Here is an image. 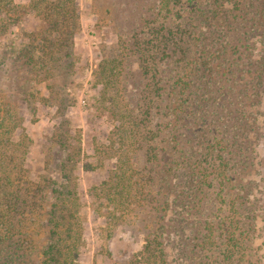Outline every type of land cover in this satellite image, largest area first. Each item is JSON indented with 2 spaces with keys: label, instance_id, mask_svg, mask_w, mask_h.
<instances>
[{
  "label": "rangeland",
  "instance_id": "1",
  "mask_svg": "<svg viewBox=\"0 0 264 264\" xmlns=\"http://www.w3.org/2000/svg\"><path fill=\"white\" fill-rule=\"evenodd\" d=\"M47 1L37 0L39 9L35 0H0V159L8 160L5 172L15 177L14 185L49 192L47 209L62 182L77 190L80 264H162L159 255L152 263L143 255L156 232L169 264H264V16L263 23H250L243 44L234 46L238 40H229L224 16L212 10L223 2L229 8V0H202L203 6L196 0H65V20L56 31L48 26L55 13H43ZM202 7H210L213 18L193 19ZM67 21L77 25L72 58L64 55L72 42ZM199 22L213 38L208 54L180 38L182 23L197 33ZM43 44L48 54L37 51ZM26 45L37 47L34 69L24 57ZM225 46L228 53L212 54ZM146 47L156 54L144 55ZM185 47L196 67L206 66L196 79L202 86L190 94L195 121L176 126L168 109L179 100L171 93L178 92ZM51 56L69 67L56 68ZM183 99L189 102L188 96ZM203 99L207 102L197 105ZM214 106L220 119L211 121L206 115ZM133 117L156 131L147 133L151 140L143 138L145 146L152 143L160 152L154 164L142 145L130 148L134 138L120 140ZM214 133L220 139L207 150ZM176 135L190 139L187 152L198 163L196 170L184 162L169 173L171 189L160 162L168 154L179 156ZM125 147L131 168L123 175L117 166ZM201 159L208 169H199ZM66 163L69 173L63 177ZM150 166L154 181L145 179ZM112 186L126 194L150 191L153 197L140 194L126 208L114 204L119 196ZM36 217L24 221L40 247L45 231H39ZM37 255L32 251L25 264H38Z\"/></svg>",
  "mask_w": 264,
  "mask_h": 264
},
{
  "label": "trees",
  "instance_id": "2",
  "mask_svg": "<svg viewBox=\"0 0 264 264\" xmlns=\"http://www.w3.org/2000/svg\"><path fill=\"white\" fill-rule=\"evenodd\" d=\"M35 4L33 3V6L35 8H41L40 4L37 3V0H35ZM163 4L171 1H181V0H162ZM209 3V2H208ZM229 3L232 6L228 8V6L223 2L220 7L217 6L212 7V10L215 11L214 14H222L221 16H224V21L226 22L225 28L226 33H229V40L234 38L237 39V43L235 42L234 46H239L243 44V37L246 33V31L249 28L250 23H263L261 21V16H264V0H229ZM66 4L65 0H48L47 4L43 7L44 14L47 13H55V17L51 18L48 22V26H51L55 31L60 30L63 26V21L65 20L64 17H61L62 12H64L62 9ZM196 5L203 6L204 2L202 0H196ZM213 4V1H212ZM4 5L7 6L6 2H4ZM3 5V7H5ZM221 6H224L221 8ZM210 8V7H208ZM207 7H202L200 12H194L197 13L194 14L193 19H197L200 22L207 20L209 18H213L214 15H210V10H208ZM219 10V11H218ZM223 10H226L225 12ZM217 11V12H216ZM254 12L255 15L253 17H250L251 13ZM72 18H73V14ZM249 15V17H248ZM65 16V13H64ZM61 17V18H60ZM67 21V31L68 34L72 36L75 34V29L77 25L75 23H72V27ZM199 22V30L197 33L196 30H192L190 23H182L183 29H181V40L185 41L186 37L189 40V43H192L196 46H199V50H201V53H209L208 49L210 46V42L213 40L212 37H210L206 31L204 30V26H202ZM47 24V23H46ZM45 24V25H46ZM69 24V25H68ZM185 29V30H184ZM204 30V31H203ZM159 32V31H158ZM192 44V45H193ZM233 45L231 48H233ZM47 46L45 44L39 45L40 50L37 49V47L34 46H28L26 45L25 48L27 51L24 53V57L28 59L29 64H33L31 68H35L36 64H34V61L38 58L35 57L36 49L39 52L45 53L46 50H44V47ZM184 47V46H183ZM227 46L223 47L221 50H215L212 52L214 53H223L222 55L228 53ZM43 48V50H42ZM147 48V49H146ZM143 52L144 55L150 56L156 54L154 48L146 47ZM230 49V48H229ZM188 48L185 47L182 50L183 56L182 60L184 61V68L182 70V75L180 77V82L178 85V92L176 90L172 91L171 95H174V93H177V97H179V100L176 98L177 105H174V107L169 106V111L172 112V114L175 115L174 124L178 126L180 122L178 121H184L187 120L188 122H191V124L195 121V113L197 111L195 110V107L192 106V97L191 93H193L198 87L202 86L200 84H196V79H198V75L200 72L204 71V66L202 68L201 65L195 66L196 59L187 57L184 55L187 54L186 52ZM72 52H73V41L70 42V44L67 45V53L64 54L68 57L72 58ZM48 54V53H45ZM216 55V54H215ZM58 56L57 58L51 56L50 59H52L53 63L56 66L59 64H65V59H61ZM188 58V59H187ZM148 59H144L146 61ZM37 61V60H36ZM39 61V60H38ZM41 66H43L44 61H40ZM69 67V65H67ZM197 69V70H196ZM146 70V69H145ZM147 71V70H146ZM113 72V69L111 70ZM118 74V72H117ZM116 72H113V77H116ZM118 76V75H117ZM124 76V75H123ZM131 75L124 76V79L127 80ZM111 80H114L112 78ZM199 80V79H198ZM201 81V80H200ZM169 94L166 98H168ZM188 96L189 102L186 104L184 102V97ZM207 99H203L202 101H199L197 105L202 106V104L206 103ZM218 107L214 106L212 107V114L209 112L207 113L206 117L209 118L211 121H215L216 118L215 114L218 113V110L216 109ZM220 112V111H219ZM192 118V121H189V118ZM147 116H145V119ZM211 121L207 124L208 128L210 129ZM132 125L131 128L126 127V129H121L120 133V140L122 143H126V140H131L134 138L135 142L132 147L137 151V145H142V148L144 149L143 154L149 155V160L151 163L161 158L160 152L158 151L157 145H153L152 143H147V145H144L143 138H147L146 140H151V135L147 134L148 132H152L153 129H150L146 126H143L141 124V120H138L137 117L132 118ZM142 122L144 120L142 119ZM141 124V125H140ZM169 125H167L168 127ZM169 129V128H168ZM208 129V130H209ZM142 130V131H140ZM172 131V127L169 129ZM210 131V130H209ZM213 132H217L216 126L213 128ZM153 134L156 133V131L152 132ZM202 134L203 132L197 130V134ZM142 135V139L140 138ZM193 139L192 143H194L197 139L195 131H193ZM203 135V134H202ZM209 136V134H207ZM139 137V138H138ZM220 139L219 133H214L212 137H208L207 140L210 141L207 145L206 149L208 150V146L213 145L214 142ZM173 140L176 143L174 146H178L179 150V156H170L168 154V159L166 162H160L161 164L165 165V172L163 171V175L166 178V184H169V178L168 176L172 174V171L178 168L181 164L183 165L184 162H187L190 166L196 170L197 165L195 163H198V158L195 160H191L190 156L187 152V150H190V147L185 145V143H189L190 139L188 138H180L176 135L173 136ZM172 142V141H171ZM128 143V142H127ZM191 144V143H190ZM135 145V146H134ZM67 148V145H65ZM123 148V154L121 155L120 162L117 166V169L124 168V171L121 172V174L124 175V173L127 174V171L131 168L130 167V161L131 156L128 153H125V151H129L128 149ZM70 152L68 151L67 160L72 161V157H70ZM189 155V157L186 156ZM181 155V156H180ZM144 161L146 159L144 158ZM7 161H4L3 159H0V260H3V264H25V258L32 253V251L36 254H38L39 262L38 264H80L79 263V251L77 249L78 243L81 241V231L78 229V227L81 225L79 224V218L78 214L80 211V205L78 202L77 197V190L75 188H68L69 182L64 181L65 183L59 184V188L52 190V196L54 201L49 204V208L44 204V200L49 192H43V190H40L39 187H36L34 189L27 188L25 186H19L14 185L15 183V177L11 175L10 173H6L7 169ZM199 169H208V166L204 160H200ZM154 164V163H153ZM156 164V163H155ZM159 165V164H158ZM160 166V165H159ZM150 170L147 173V177L145 179H149L151 181H154L155 177V169L150 166ZM67 163L63 166V172L64 176L66 177L69 172H67ZM21 170V169H20ZM151 171V173H150ZM119 172V171H118ZM117 172V173H118ZM170 173V174H169ZM117 175V174H116ZM120 175L119 178H123L124 176ZM135 176V174L132 175V177ZM69 179V178H68ZM143 184H147L143 183ZM111 189L112 193L115 197L117 195L119 196V199L115 198V203L123 204L128 208L132 203H134V198L136 196H144V199H151L153 195H149L148 192L151 194L150 191L146 190H140L136 193H133L129 191L127 194L123 192L122 190H118L116 186H112ZM140 188H145V186H140ZM169 188L173 189L174 186L169 184ZM167 203V201H165ZM46 208V209H45ZM21 214V215H20ZM37 216V224L39 227V231L42 230V228L45 231L44 236V243L43 245H40V247H37V242L34 239V234H31L29 231V224L25 223L24 218H30L32 216ZM19 216L20 218H18ZM45 216V217H44ZM36 224V219L34 217V223ZM154 234V233H150ZM161 233L156 232L155 235L152 238H148L147 242L144 246L143 255L146 259V262L152 263L153 259L156 258L158 255L160 256V259L162 261V264H169L166 259L167 252L165 251V247H160L159 244H162V241L160 239ZM7 251V253H6ZM4 252V253H3ZM154 262V261H153ZM156 262V261H155ZM160 264V263H159Z\"/></svg>",
  "mask_w": 264,
  "mask_h": 264
}]
</instances>
